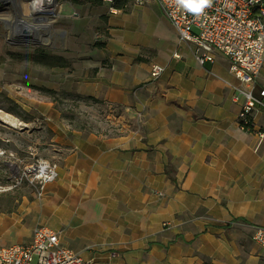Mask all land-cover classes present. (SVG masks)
I'll use <instances>...</instances> for the list:
<instances>
[{"label":"crops","instance_id":"0c3cea01","mask_svg":"<svg viewBox=\"0 0 264 264\" xmlns=\"http://www.w3.org/2000/svg\"><path fill=\"white\" fill-rule=\"evenodd\" d=\"M66 1L84 20L74 38L98 28L103 46L80 45L72 63L63 54L66 67L33 68L46 82L28 84L107 100L122 108L107 116L121 130L72 128L48 96L14 86L9 98L39 113L27 122L52 131L60 160L42 187L40 218L0 217V245L45 225L85 264H264L251 239L264 226V105L251 131L241 130L229 59L199 64L156 0L120 9ZM154 63L163 71L151 79ZM260 89L264 69L254 94Z\"/></svg>","mask_w":264,"mask_h":264},{"label":"built area","instance_id":"2783aa9c","mask_svg":"<svg viewBox=\"0 0 264 264\" xmlns=\"http://www.w3.org/2000/svg\"><path fill=\"white\" fill-rule=\"evenodd\" d=\"M156 2L178 37L194 46V58L199 64L213 61L216 54L229 59V70L239 81L232 94L233 101L241 99L237 124L241 130L251 131L257 107L264 105L260 99L264 96V89H260L258 95L253 92L255 77L264 69V0H212L211 6L199 14L177 7L175 0ZM9 10L6 0H0V13ZM162 71L163 66L154 63L150 66L149 76L156 79ZM101 101L102 107L109 112L122 109L107 100ZM113 127L119 128L117 125ZM57 169L55 161L39 157L25 167L24 174L42 189L56 179ZM251 239L264 249V226H255ZM0 264L85 262L79 252L61 240L59 232L39 225L33 229L28 241L0 245Z\"/></svg>","mask_w":264,"mask_h":264},{"label":"rangeland","instance_id":"374dc122","mask_svg":"<svg viewBox=\"0 0 264 264\" xmlns=\"http://www.w3.org/2000/svg\"><path fill=\"white\" fill-rule=\"evenodd\" d=\"M56 1L58 12L53 16L52 28L56 33L63 32L64 36L57 34L50 45L9 43L0 22V55L5 58L0 63V112L8 113L22 122L20 125L11 126L0 120V217L6 218L7 221L20 219L23 224L32 223L40 218L38 208L42 193L40 185L31 180V177L25 176V167L39 157L55 161L57 164L60 160L59 146L52 140V131L41 122L30 123L22 120L25 118L29 121L34 117L40 120L39 113L32 111V113L23 115L18 109H13L12 100L9 99L14 88H17L14 86H19L26 92H34L38 96H45L28 84L35 77H40L37 78L38 83L46 82L39 72L33 70V68L40 70L45 68L42 65L36 66L23 55L42 49L58 56L64 54L72 63L75 57L80 56V48H83L80 45L86 44L90 47L96 39L100 38L98 28L92 30L90 37L88 32H83L81 36L74 38L73 33L79 32L84 24L82 16L74 18V14L80 13L81 10L73 9L66 0ZM82 12L84 16L85 10ZM154 21L158 27L163 28L162 19L156 18ZM44 34L41 33L42 39L46 38ZM20 54L22 57L18 58ZM67 104V110L63 111L60 116L64 117L72 128L109 133L121 130L113 127L117 124L107 118L110 112L102 106L99 111L97 105L89 101L81 102L78 106L73 105L72 102ZM6 223L9 226V223Z\"/></svg>","mask_w":264,"mask_h":264},{"label":"bare ground","instance_id":"6f19581e","mask_svg":"<svg viewBox=\"0 0 264 264\" xmlns=\"http://www.w3.org/2000/svg\"><path fill=\"white\" fill-rule=\"evenodd\" d=\"M6 3L10 6V10L0 13V22L8 38L15 39V36L20 33L32 34L40 41H48L50 45L57 34L61 37L64 36L63 32L56 33L52 28L53 16L58 12L56 0H30L22 2L19 0H6ZM20 10L21 14L19 13ZM21 28L23 30H20ZM41 33H45L44 35L47 38L42 39ZM0 120L11 126L22 124L18 119L4 112H0Z\"/></svg>","mask_w":264,"mask_h":264},{"label":"trees","instance_id":"16d2710c","mask_svg":"<svg viewBox=\"0 0 264 264\" xmlns=\"http://www.w3.org/2000/svg\"><path fill=\"white\" fill-rule=\"evenodd\" d=\"M70 1L72 3H90L92 6H99V5H102L103 1L105 0H70ZM110 2H111L110 5L112 7L116 9H120V8H123L124 5H126L127 0H111ZM99 39L100 38L94 41V45L101 47L103 46V42H101ZM17 57L21 58L22 55L20 54ZM23 57L27 60H30L35 65H40V66L42 65L47 68L56 67V66L66 67L69 65L68 60L63 58L62 56H58L54 53H51L49 51H45L42 49L34 50L33 52L27 53L25 56L23 55ZM3 61H4V56L0 55V63H2ZM35 89H37L39 92H41L42 94L50 98V100L52 101L54 105V108L60 113V115L61 113H63V111L67 110L66 108L68 107V104H67L68 102H72L73 105L78 106L81 102L89 101V103L93 105H97V110L99 111H100V106H102V101L101 99H98V98L89 97V96H81L77 93L65 92L63 90L56 91V90L48 89L43 86H35ZM12 103H13V109L14 108L18 109V111L21 112L23 115L25 113L26 114L28 113L22 110L18 106V104H16L13 100H12ZM120 111L121 109H118L114 111V113H119ZM22 120L28 121V119H25V118H23Z\"/></svg>","mask_w":264,"mask_h":264},{"label":"clouds","instance_id":"9594fccd","mask_svg":"<svg viewBox=\"0 0 264 264\" xmlns=\"http://www.w3.org/2000/svg\"><path fill=\"white\" fill-rule=\"evenodd\" d=\"M177 7H183L184 9L199 14L202 13L206 7H210L212 0H175Z\"/></svg>","mask_w":264,"mask_h":264},{"label":"water","instance_id":"95a60500","mask_svg":"<svg viewBox=\"0 0 264 264\" xmlns=\"http://www.w3.org/2000/svg\"><path fill=\"white\" fill-rule=\"evenodd\" d=\"M19 13L21 14V10ZM30 18L34 19L32 17H30ZM18 27H21V26H18ZM20 30H23V29L21 28ZM21 32H23V31H21ZM15 37H16L15 39H10L7 37V41L9 43H14L17 45H25V44H29V45L41 44V45H45V46L49 45L48 41H40L32 34L20 33V34H17ZM46 38H47V36H46Z\"/></svg>","mask_w":264,"mask_h":264}]
</instances>
